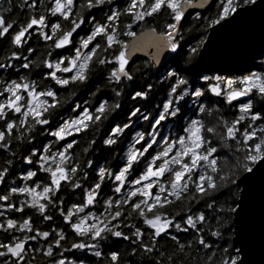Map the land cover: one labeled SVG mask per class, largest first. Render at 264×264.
Returning <instances> with one entry per match:
<instances>
[{
  "label": "snow or ice",
  "instance_id": "1",
  "mask_svg": "<svg viewBox=\"0 0 264 264\" xmlns=\"http://www.w3.org/2000/svg\"><path fill=\"white\" fill-rule=\"evenodd\" d=\"M242 5L219 0L205 26ZM189 7L203 4L0 5V264H243L229 242L237 208L217 193L264 163V63L191 90L180 69L161 71V53L181 55Z\"/></svg>",
  "mask_w": 264,
  "mask_h": 264
},
{
  "label": "water",
  "instance_id": "2",
  "mask_svg": "<svg viewBox=\"0 0 264 264\" xmlns=\"http://www.w3.org/2000/svg\"><path fill=\"white\" fill-rule=\"evenodd\" d=\"M214 1L193 0L194 5L202 3L203 7L186 8L185 18L207 10ZM153 51L148 48L133 53L130 63L137 59L150 62ZM263 55L264 0H255L254 4L239 7L221 24L209 28L197 53V62L204 69L221 68L230 72ZM174 56L168 50L161 53L156 67L164 68ZM240 179L237 211L231 219V243L241 250L243 264H264V163L254 166L251 174H241Z\"/></svg>",
  "mask_w": 264,
  "mask_h": 264
},
{
  "label": "trees",
  "instance_id": "3",
  "mask_svg": "<svg viewBox=\"0 0 264 264\" xmlns=\"http://www.w3.org/2000/svg\"><path fill=\"white\" fill-rule=\"evenodd\" d=\"M18 0H13V4L17 3ZM219 2V0H215L213 2V4L205 11L200 12V13H191L188 14L186 16V18L182 21V27H181V33L184 37L182 44H183V48L180 50L181 51V55H176L166 64V66L164 68L161 69V71H164L165 69L168 70H172L175 71L177 69H180L179 73L180 75H183L187 78L188 82H189V87L190 90L191 88L194 87H199L202 84H204V81L201 79L202 75H209L211 73H217L220 76L223 77H235V76H240L243 74H246V70L247 71H253V70H260L258 68L255 67V65H260L262 63H264V55L255 59L251 64L246 65V66H241L240 68L237 69H232L230 72H227V70L225 69H214L215 71H210L208 69H204L201 66H199L198 62H197V53L202 45V43L204 42L207 34H208V30L209 28H207L205 26V22L203 20V17H210L215 11H216V7L215 5ZM240 3L242 5V0H240ZM0 5H6V0H0ZM197 14L200 15L201 19H197ZM8 19L20 22L24 19V16L22 14H20L16 9L13 10V13L11 15H9L7 17ZM34 43V41L32 42ZM190 48H196L197 52L191 57L189 58L188 56V52ZM41 51L43 50L42 48L40 49ZM6 53H0V56L4 55ZM145 62H148L147 60H133L130 64L133 67H139L141 65H143ZM86 98V97H85ZM162 96H158L157 99H162ZM155 103V102H154ZM234 111V109H233ZM231 118V117H229ZM141 129H137V131H140ZM219 131V129H218ZM103 134V130H101V135ZM114 155H119L118 150L114 153ZM3 157H0V162H2ZM100 162H103V159H101ZM0 166H2V163H0ZM238 192H239V188L238 187H234L232 188L231 192L228 191H224L223 193H217V197L219 198V200L221 202L227 201L228 203H232V205L234 207H236V202H237V197H238ZM63 195V193H62ZM73 198H69L66 196V201L67 203L65 204V207H67V204L73 202ZM186 202L183 201H178L175 204H173L171 206V208L169 209V211H180L183 207L184 204ZM197 211L199 209H196ZM183 214V213H181ZM16 218H19L20 214H15ZM230 221L232 219V214L230 215ZM48 222H44V224L40 225V227L43 230H47V228L45 227V225H47ZM58 225H62V221H60L59 219L54 218V223L52 225H50L51 227H55ZM230 244L231 243V238H232V224H231V228H230ZM72 237L69 236V240H71ZM216 239V238H213ZM31 243V242H30ZM163 243V241L161 242ZM124 247H127L126 243H124L123 245ZM233 246V245H232ZM234 248V247H233ZM236 249V248H234ZM105 251H107V249H105ZM93 264L95 262V257H91ZM137 258L136 257H132L129 260V264H133V261H135ZM206 260V257H201V261ZM36 264H44L43 258L39 255H37L36 257Z\"/></svg>",
  "mask_w": 264,
  "mask_h": 264
},
{
  "label": "rangeland",
  "instance_id": "4",
  "mask_svg": "<svg viewBox=\"0 0 264 264\" xmlns=\"http://www.w3.org/2000/svg\"><path fill=\"white\" fill-rule=\"evenodd\" d=\"M242 6H244V5H242ZM210 71H215V70H210ZM214 75H218L217 73H211V74H209L208 76H214ZM220 76V75H219Z\"/></svg>",
  "mask_w": 264,
  "mask_h": 264
},
{
  "label": "flooded vegetation",
  "instance_id": "5",
  "mask_svg": "<svg viewBox=\"0 0 264 264\" xmlns=\"http://www.w3.org/2000/svg\"><path fill=\"white\" fill-rule=\"evenodd\" d=\"M36 262V261H35ZM36 264V263H35Z\"/></svg>",
  "mask_w": 264,
  "mask_h": 264
}]
</instances>
